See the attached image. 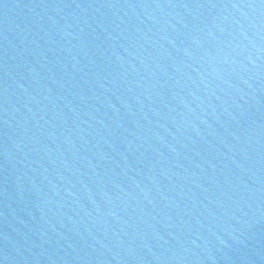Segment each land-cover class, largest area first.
I'll list each match as a JSON object with an SVG mask.
<instances>
[{
  "label": "water",
  "instance_id": "1",
  "mask_svg": "<svg viewBox=\"0 0 264 264\" xmlns=\"http://www.w3.org/2000/svg\"><path fill=\"white\" fill-rule=\"evenodd\" d=\"M0 264H264V0H0Z\"/></svg>",
  "mask_w": 264,
  "mask_h": 264
}]
</instances>
